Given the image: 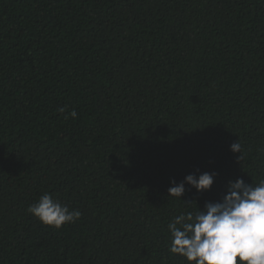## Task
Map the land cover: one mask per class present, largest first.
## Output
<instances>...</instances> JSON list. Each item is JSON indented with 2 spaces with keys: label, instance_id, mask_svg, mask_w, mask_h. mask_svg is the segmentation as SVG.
I'll return each mask as SVG.
<instances>
[{
  "label": "trees",
  "instance_id": "obj_1",
  "mask_svg": "<svg viewBox=\"0 0 264 264\" xmlns=\"http://www.w3.org/2000/svg\"><path fill=\"white\" fill-rule=\"evenodd\" d=\"M237 178L264 179V0H0V264H187L168 223Z\"/></svg>",
  "mask_w": 264,
  "mask_h": 264
},
{
  "label": "clouds",
  "instance_id": "obj_2",
  "mask_svg": "<svg viewBox=\"0 0 264 264\" xmlns=\"http://www.w3.org/2000/svg\"><path fill=\"white\" fill-rule=\"evenodd\" d=\"M70 115L76 118L77 112L73 109ZM230 151L241 153V144L232 143ZM217 175L192 173L180 182L172 180L168 197L181 199L186 184L198 193L210 191ZM27 211L40 223L57 229L75 223L82 215L79 210L70 211L49 193L42 194ZM167 229L169 253L184 258L187 264H264V179L255 185L243 178L229 180L219 200L206 201L195 213L181 212Z\"/></svg>",
  "mask_w": 264,
  "mask_h": 264
}]
</instances>
